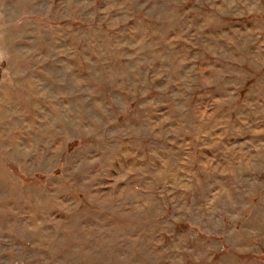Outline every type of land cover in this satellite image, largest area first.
I'll return each mask as SVG.
<instances>
[{
    "label": "rangeland",
    "instance_id": "obj_1",
    "mask_svg": "<svg viewBox=\"0 0 264 264\" xmlns=\"http://www.w3.org/2000/svg\"><path fill=\"white\" fill-rule=\"evenodd\" d=\"M0 264H264V0H0Z\"/></svg>",
    "mask_w": 264,
    "mask_h": 264
}]
</instances>
